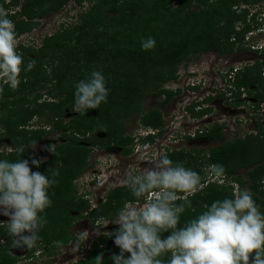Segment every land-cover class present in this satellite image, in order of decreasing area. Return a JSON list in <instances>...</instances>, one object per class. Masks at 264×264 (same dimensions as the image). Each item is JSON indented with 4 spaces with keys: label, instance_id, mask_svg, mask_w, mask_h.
<instances>
[{
    "label": "trees",
    "instance_id": "16d2710c",
    "mask_svg": "<svg viewBox=\"0 0 264 264\" xmlns=\"http://www.w3.org/2000/svg\"><path fill=\"white\" fill-rule=\"evenodd\" d=\"M69 1L0 0V6L6 10L21 6V10L16 12L8 11L9 18L15 23L16 34L20 36L38 24L35 20L37 17L57 11ZM75 1L80 5L85 1L91 2L81 22L74 26H63L59 32L46 38L40 48L20 44L18 53L23 57L22 68L29 60L35 61V67L30 72H21V83L17 90L13 91L5 85L0 95V126L4 127L3 137L13 147L11 152L0 154V159H29L32 171L44 173L49 178H52L53 171L59 173L54 177L57 183L49 189L52 204L41 213L46 217L47 224L38 232V245H43L50 253L55 246L70 240V227L75 220L84 216L83 212L89 207L86 194L77 192L75 188L78 185L76 179L94 164L90 158L93 146L116 145L124 148V155L131 153L133 148L129 144L133 138L124 132L127 118L138 114L143 125L162 127L164 117L161 108L175 95L174 91L164 89L163 84L179 76V65L189 63L203 51H234L235 43L231 39L243 40L246 30L252 26L247 20L249 10L246 8L252 0ZM197 3L203 8H194L193 5ZM242 5L245 7L240 8ZM153 24H156L155 27L151 26ZM237 26L243 29L238 30ZM148 37L154 38L156 45L154 49L144 51L141 40ZM238 49L245 48L239 46ZM47 68L52 70V74H48ZM92 71H99L105 77L109 89L107 102L97 109H89L86 115H80L71 110L75 85ZM262 72L264 60L246 68L237 77V86L249 88L251 95L264 100ZM78 75L80 78H75ZM251 86L254 88L250 89ZM46 87L48 90L44 93L51 99L41 100L44 93L40 91ZM153 91L160 96H163L162 92L166 95L154 108L144 110L143 99ZM177 92L180 93V89ZM189 110L194 116L203 113L195 106ZM46 114L53 122L50 129L62 131V140L54 141L55 154L48 152L47 159L37 168L31 164V158H43L28 146L42 140L46 130L42 126L30 128L33 125L29 124L35 117ZM225 126L226 123L205 126L202 135L221 143L199 157L184 149L167 152L174 164L182 163L184 167L198 172L201 182L206 185L202 191L189 197L191 207H186L181 214L180 226L205 211L212 202L232 198L235 186L219 183L218 179H207V168L215 164L224 167L225 174L239 183L240 190L248 184L254 201L264 213V124L257 122L256 132L227 140L224 139ZM89 130L93 134L87 138L85 134ZM99 130L104 137L94 136ZM22 149L24 152L20 151ZM242 169L245 171L240 174ZM139 200L144 201L143 198L133 197L128 188L120 185L110 189L107 200L101 202L100 207L90 212L89 216L93 217V221L102 217L113 219L127 202ZM0 233L8 235L4 226ZM168 235L170 232L161 233V238ZM9 238L4 248L0 242V264L18 262L19 256L12 252V238ZM109 238L114 237H99L82 264H95V257L104 251L109 250L111 256L119 254L120 249L114 242L103 250L98 249L100 243ZM129 255L125 253V257ZM111 256L109 263L114 262ZM169 256L165 254L161 259L167 261Z\"/></svg>",
    "mask_w": 264,
    "mask_h": 264
},
{
    "label": "clouds",
    "instance_id": "9594fccd",
    "mask_svg": "<svg viewBox=\"0 0 264 264\" xmlns=\"http://www.w3.org/2000/svg\"><path fill=\"white\" fill-rule=\"evenodd\" d=\"M20 1L23 2L24 0ZM253 1H255V5H259L264 0ZM246 8L250 14L249 5ZM263 9L260 8L251 13V17H255L257 20L255 25L251 23V17L248 16L247 20L252 26L246 30L243 40L239 41L235 37L231 39V42L235 43V49H237L233 54L234 57L230 55L223 57V54L230 52L222 53L219 57L218 53L220 52L217 49H212L218 52L211 57L210 66L206 63L205 65L208 67H205L200 75L198 70L189 72L190 76L184 80L186 81L185 92L188 93L187 90H193L195 93L194 95L190 92L191 95L186 93L185 97L181 98L179 104L185 103L179 107V111L181 113V109H183L187 112L193 118L192 122L185 121L187 114L183 113L177 125L171 124V129L165 128L164 124L162 127L153 128L143 125L138 118L139 126L136 127L133 134L127 133L126 129L124 130L126 135L133 138L132 143L129 144L133 151L134 149L139 151V148L151 149L152 147L149 148V146L160 144V139L163 136L169 137L170 143H162L160 146L161 148L164 147V152L158 155L151 154L152 156H149L146 152L140 154L138 160L150 163L151 167L129 170L122 180V185L129 189L133 197L144 199L143 204L126 203L119 210L115 220L102 217L96 224V226L100 225L99 227H106L110 223L119 226L114 232L112 231L116 226L112 228L108 226V230L102 233L96 232L103 239H106L107 236L114 237V244L120 249V252L111 256L114 261L112 264H264V213L259 210V206L253 199V194L247 189L240 190L239 183L225 174L222 165H211L207 170L210 175L207 179L210 180L214 177L213 180L218 179L219 183L235 186L232 198L225 197L222 200L212 202L210 206H206L205 211L180 226L181 214L186 207H191L189 197L195 195L197 191H202L206 185L201 182V176L198 172L184 167L182 163L174 164L167 155V152L176 149L175 144L177 142L192 139L199 135L202 130L204 131L205 126H213V123H219L214 121L216 115L213 114L218 113L219 110L212 102L221 100V97L225 96L222 105L226 109L228 106L230 110L233 95L243 97L238 102V106H241L239 109L247 107L246 103L252 102L251 99L247 98L251 95L249 88L238 87L236 80L238 72L242 73L246 68L256 64L257 61L264 60V19L261 18L264 17V14L261 15ZM9 10L13 13L21 10V6L11 7ZM9 10L0 6V95L4 92L5 85L13 91L17 90L21 83V72H30L35 67V61L29 60L27 65L22 68L23 57L18 53L20 44L32 45L36 48L39 46L40 48L46 38L59 32L63 26H69L68 22H58L59 29L53 33H45L41 37V45H36L38 43L35 38L36 35L30 33L35 27L18 36L15 31V23L9 18ZM35 20L38 22L35 26H41L42 19L37 17ZM78 23L80 22L76 24ZM76 24H72V26ZM237 29L242 30L243 27L237 26ZM155 45L156 41L152 37L141 40V49L144 51L154 49ZM239 46H244L245 49L239 50ZM212 50L201 53L206 55ZM258 53L263 58H253L252 61L244 60V58L250 55L255 56ZM244 55L246 56L243 58ZM262 76L264 77V72H262ZM183 85L184 82L181 81L180 77L168 80L163 84L164 87L172 91L177 92L180 89L179 94L184 88ZM192 86L196 88L192 89ZM108 94L109 89L106 87L104 75L99 71H92L86 79L80 80L75 85L74 103L71 110L80 115H86L89 109H97L102 103H106ZM257 102L261 106L264 105L263 99L259 98ZM191 106H195L197 110L202 109L203 113L200 116H194L189 110ZM254 107L252 104V110ZM208 109H211V112L206 114ZM259 110L260 108L255 114L258 117L264 115V113L258 114ZM205 118H210L211 123H207L210 121ZM229 119H222V122L226 123L225 128L230 122ZM51 123L53 122L51 121ZM235 123L241 125L243 122L237 116ZM32 125L30 128L40 127ZM255 125L256 123L252 127L254 128ZM42 127L47 128L44 125ZM177 127H185V129L179 130ZM3 131L4 127L0 126V137H3ZM86 133H88L87 138L93 134L91 130ZM35 147L36 141L33 142L32 148ZM107 147L116 148L117 146ZM123 149L122 147L120 150L122 155H124ZM12 150L11 145V149L0 150V154H6ZM46 150L55 154V144L48 145ZM20 151L24 152L23 149ZM154 151L155 148L153 147L151 152ZM132 152L124 156L133 155ZM95 161L98 164V160ZM42 162L43 159L31 158V164L37 168ZM58 175L57 171H53L51 173L52 178H49L44 173L32 171L29 166V159L20 158L16 161L0 159V214L8 217L6 223L1 222L2 224H0V229L4 226L8 232L6 236L0 233V242L4 248V245L10 240V236L12 238V252L13 250L18 251V248L26 245L29 252L24 259L20 260L22 262L46 264L48 252L43 245H38V232L47 224L46 217L41 213H44L52 204L49 189L57 183L54 177ZM100 180V172L89 173V170L83 172L76 179L78 183L75 188L76 191L85 193L89 200V207L83 212L84 216L81 218H90V212L98 209L101 202L107 200L110 189L120 186H110L101 194L93 189L94 184L99 183ZM177 201H182V203L177 204ZM164 232H170V235L162 239L161 233ZM25 233L29 234L26 235ZM89 235L87 230H81L76 235L75 233L72 234L66 244H61V246H66L74 242L70 251L72 252L70 253L71 259L68 260V257H64V264H82L85 261L87 256L85 257L84 252L91 250L92 246H85L81 252L78 251L89 238ZM109 240L110 238L107 241ZM107 241H103L98 249L108 246ZM60 250L62 251V249ZM62 253L65 254L66 252L62 251ZM125 253L130 255L125 257ZM165 254H170L167 261L161 259ZM94 260L95 264H103V253L98 254Z\"/></svg>",
    "mask_w": 264,
    "mask_h": 264
},
{
    "label": "rangeland",
    "instance_id": "374dc122",
    "mask_svg": "<svg viewBox=\"0 0 264 264\" xmlns=\"http://www.w3.org/2000/svg\"><path fill=\"white\" fill-rule=\"evenodd\" d=\"M255 1L252 0V3L249 5L250 7V14L249 17H251V13H253L255 10H259L260 8H264V1L262 3H260L259 5H255L254 3ZM91 6V2L90 1H85L83 3V5L78 4L75 0H70L68 3H66V5H64L61 9L57 10V11H51L43 16H40L38 18L42 19V24L41 26H35V29L33 31H31L30 33L33 35H36V40L38 41V43L36 45H41L42 43V39L41 37L45 34V33H53L56 30L59 29L58 26V22H68L69 26H72V24H76L77 22H81L82 20V16L85 14L86 10L89 9V7ZM194 8L196 9H201L203 8V6L201 4H194L193 5ZM244 6V5H243ZM240 8H242V6H240ZM261 15L264 14V9L261 11ZM264 19V17H261ZM72 19V21H71ZM71 21V23H70ZM144 22V21H142ZM157 22V21H156ZM259 22H261V20L259 19ZM251 23L253 25H255L257 23V20H252L251 17ZM144 25V24H141ZM154 25V26H153ZM151 25L152 27H155L156 24ZM243 44V43H242ZM244 45V44H243ZM237 47V46H236ZM37 48H39V46H37ZM237 51V49H235L233 52H230L228 54H223V57H227V55L233 56V54ZM216 50H212L210 51V53L203 55V53H201L197 58H195L193 61H190L189 63H181L179 65V70H178V74L181 79V81L184 82L183 87L186 85V81H184L187 77L190 76V71H195L198 70L200 73L199 75L202 73V71H204L205 67H208V65L210 66V61H211V57L216 54ZM246 52V51H244ZM219 57L222 55V53H218ZM246 55L242 56L243 58ZM28 57H30V55H28ZM218 57V58H219ZM234 57V56H233ZM232 57V58H233ZM256 58H263V56H261L260 53L256 54L255 56H248L247 58H244V60H250L252 61ZM235 61V60H234ZM206 63H208V65H205ZM47 72H49L48 74H52V70L50 68H47ZM241 72H238V75H241ZM198 77V76H197ZM75 78H80L79 75L76 76ZM74 78V79H75ZM254 87H250V89H253ZM48 90V87L44 88L43 90H41L40 92L44 93ZM186 91V87L182 88V92L180 95H175L172 97V99L164 106L162 107V113H163V117H164V127L165 128H169L171 129V124H175L177 125L179 123V121L181 119H179L183 113H186V118L184 119L185 121H189L192 122L193 118L191 116H189V114L187 112H185L183 109L181 112L180 117L175 116V113L177 111H179V107L183 106L182 103L181 105L179 104L178 100L181 99L179 98V96H183L185 94ZM190 93H192L194 95V91L193 90H187ZM233 99H232V104H231V110L230 109H226L225 107H223L222 105V101H225V96L221 97V100H216L214 103V106L218 108L219 112L218 113H214L213 115H216L215 117V122H219V124H222V119H226V118H230L229 119V124L227 125L226 128H224V139L227 140L228 138H234L237 134V132H245L248 131L252 132L253 129L251 128L255 123L257 124V122H260L262 124H264V115H259L262 119L260 120V117H258V115L256 114L257 109L252 110V104L251 103H246L247 107H244L245 109H239L241 108V106L239 107L238 102H240L242 100V96L239 95H233ZM251 97V95H250ZM45 99H51L48 98V95L46 93L43 94L41 100H45ZM163 99V96L158 95L155 91H153L151 94H148L145 96V98L143 99V108L144 110H148V109H152L157 105V102L161 101ZM255 97L252 100L253 105L256 108H260V112H257L258 114H263V109H264V105L261 106V104H259V102H257L259 99H257ZM59 100V99H58ZM195 100V99H194ZM191 101H193L191 99ZM252 110V111H251ZM227 111V112H226ZM231 111V112H229ZM229 113V114H228ZM242 115L243 118H248L249 122H245L243 124H239L238 125L235 123V120L237 118V116H239V118ZM254 115V117H253ZM67 117V116H66ZM139 115H131L130 117L127 118V120L125 121V129L127 133H131L133 134L136 127L139 126ZM206 120L210 121V118H205ZM204 119V120H205ZM173 121V123H172ZM222 122V123H221ZM207 123H211L207 122ZM34 124L37 126H47L44 127L46 128V133L45 136L42 140H39L36 142V147L33 149L32 146H28L30 147L39 157L43 158V160L47 159L48 156V152L47 149V145L50 144H54L55 140H62L61 134L62 131L61 130H56V129H49L52 127L51 123V119H50V115L46 114L42 117H35L31 122H30V126ZM215 125V123H213ZM174 125V126H175ZM179 130H184L185 127H177ZM168 129V130H169ZM166 134V133H165ZM164 134V135H165ZM80 136H83V134H80ZM85 136L88 137V133L85 134ZM95 136L97 137H104L102 132H98L95 134ZM160 144L159 145V150H158V145H154V146H149L152 147L151 149H145V148H139V151H136L134 149V151L132 152L133 155H128V156H124L120 153V150L118 148H113V147H106V148H101L99 145H94V151H92L91 153V161H94V164H92L90 167H88L84 172H86L87 170H89L90 172H100V182L99 183H95L93 186V189L96 192H100L101 194L104 193L106 190H108V188L110 186H116V185H122V180L125 176V174L129 171V170H134L137 168H144V167H151V164L148 162H140L138 160V156L142 153H147L149 156H152L151 154L158 155L161 152H164V147L161 148V144L162 143H166L169 144V137L167 136H163L160 139ZM216 141V140H215ZM207 142V143H206ZM188 145L185 146L186 150L190 151V147L193 146V150H191L192 152H194L197 157L201 156L202 153L204 151H208L209 148L212 145H218L221 142L220 141H216V142H209L207 140V138L205 139H200V141H193V140H187ZM11 143L9 142V140L7 138L4 137H0V150H9L11 149ZM172 145V144H170ZM176 145V144H175ZM10 146V147H9ZM153 147L155 148L154 152H151V150L153 149ZM172 147V146H171ZM107 148H113V149H107ZM195 149V150H194ZM159 151V152H158ZM98 160V164L96 163L95 160ZM208 170V168H207ZM244 169L240 170L239 173L243 174L244 173ZM210 177V175H208V178ZM213 178H211L210 180H213ZM247 189L250 192H252V189L249 188L248 184L242 187V190ZM98 194V193H97ZM143 200H139L138 202H127V204H132V205H142L143 204ZM90 218H86L83 219L81 217H79L77 220H75L76 223L72 224V227L70 229L71 233L75 235L77 234L78 231L81 230H87L89 232V238L83 243V246L81 247V249L78 252H81V250H83V248L86 246H92V241L95 239V237L97 236L96 232L99 231V233H102L104 231H107V227L111 226L115 227L117 226L114 223H110L108 224V226L106 227H99L98 225V229L96 226L97 221H100L101 218H98V220L93 221V217L91 218V216H89ZM117 218V216H115L112 220H115ZM104 219H108L107 217H104ZM8 220L7 216H4L2 214H0V224H2L1 222H5ZM26 235L29 233H25ZM76 238V237H75ZM114 242V238H110V240L108 241V243ZM74 242L67 244L66 246L62 245L59 246V250L62 249V251L67 252L68 250L71 251V248L73 246ZM24 251V253H22ZM13 252L15 253V255H19L18 257V262L17 264H28V261H20L21 259H24V257L28 254L29 250L26 247H22V248H18L17 250H13ZM72 253V252H70ZM108 256V254H104L103 258H106ZM252 257L250 256V259ZM30 264V263H29Z\"/></svg>",
    "mask_w": 264,
    "mask_h": 264
},
{
    "label": "flooded vegetation",
    "instance_id": "af4514ba",
    "mask_svg": "<svg viewBox=\"0 0 264 264\" xmlns=\"http://www.w3.org/2000/svg\"><path fill=\"white\" fill-rule=\"evenodd\" d=\"M258 1V0H257ZM163 88L164 89H166V90H169L168 88H166V87H164L163 86ZM175 92V95H180L178 92H176V91H174ZM157 94H158V92H156ZM187 92H185V94H186ZM162 94L163 95H166L165 94V92H162ZM184 94V95H185ZM174 95V96H175ZM183 95V96H184ZM187 95H191V94H189V92L187 93ZM183 96L181 97V96H179V98H183ZM185 97V96H184ZM247 98H249V99H251V101L255 98L254 96H247ZM181 99H179L178 100V102L180 101ZM183 100V99H182ZM257 100V99H256ZM215 103V101L214 102H212V104H214ZM252 103V102H251ZM253 104V103H252ZM226 105V104H225ZM227 108H229L228 106H227ZM243 109H245V108H243ZM211 112V109H208L207 110V112H206V114L207 113H210ZM180 115H181V113H180V111H177L176 113H175V116L177 117V119H178V117H180ZM172 123H173V121H172ZM203 134V130L201 131V133L199 134V135H196L194 138H192V139H187V140H193V141H200V139H205V138H207V140L209 141V142H216L214 139H209L208 138V136H204V135H202ZM187 140H185V141H182V142H177L176 143V145H175V148L177 149V150H181V149H185V146L186 145H188V143H187ZM207 143V142H206ZM213 146H215V145H212L211 147H213ZM210 147V148H211ZM116 148H118L119 150H121L122 149V147H119V146H117ZM209 148V149H210ZM109 149H111V148H109ZM190 149H193V146L192 147H190ZM209 151V150H208ZM83 219H86V217H82ZM77 222V221H76ZM75 221L73 222V223H76ZM99 222L97 221V223L96 224H98ZM100 226V225H99ZM72 227V226H71ZM71 227H70V229H71ZM98 227V226H97ZM99 237H100V235H97L96 237H95V239L92 241V243H94L95 241H97V239H99ZM61 243V242H60ZM100 245H102V243H100ZM59 246H61V244L60 245H58V246H55V248L51 251V253L48 251V255H47V258H46V264H64V257H68V260H70L71 259V254H70V251L68 250L65 254H63L62 253V251L61 250H59ZM24 247H26V245L24 246ZM12 249V248H11ZM102 248H100V250H101ZM49 250H50V248H49ZM103 250V249H102ZM85 253V257L87 256L88 257V255L91 253V250H89V251H85L84 252ZM103 253V255L104 254H108V256L106 257V258H103V264H112V263H109V259H110V256H111V252L108 250V251H104V252H102Z\"/></svg>",
    "mask_w": 264,
    "mask_h": 264
},
{
    "label": "built area",
    "instance_id": "2783aa9c",
    "mask_svg": "<svg viewBox=\"0 0 264 264\" xmlns=\"http://www.w3.org/2000/svg\"><path fill=\"white\" fill-rule=\"evenodd\" d=\"M242 119V122L243 123H245V122H249V120L247 119V118H241ZM248 120V121H247ZM242 123V124H243ZM252 129H253V132H256V129H255V127L253 128V127H251ZM247 132H249V130L248 131H245V132H237V134H236V136L235 137H238V136H242V137H244L246 134H247Z\"/></svg>",
    "mask_w": 264,
    "mask_h": 264
}]
</instances>
